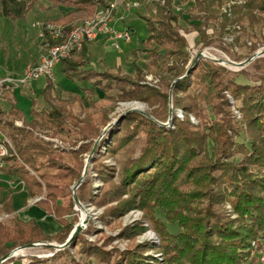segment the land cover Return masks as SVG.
Returning a JSON list of instances; mask_svg holds the SVG:
<instances>
[{
	"label": "trees",
	"instance_id": "obj_1",
	"mask_svg": "<svg viewBox=\"0 0 264 264\" xmlns=\"http://www.w3.org/2000/svg\"><path fill=\"white\" fill-rule=\"evenodd\" d=\"M148 1L151 14L143 19L149 36L132 52L134 74L121 68L95 67L88 52L90 44H85L60 64L66 77L84 84L85 98L77 93H70L67 99L59 97L53 79L47 77L27 118L17 107L14 92H5L12 101L7 109L0 105V126L14 150L1 160L0 172L19 180L30 197L41 198L36 205L51 215L60 229L47 234L36 219L24 221L14 214L12 197H4L7 188L0 181V218L2 214L12 215L10 221H0V260L19 246L66 242L77 221L68 219L74 213L72 204L65 206L58 201L80 178L79 156L92 149L94 140L110 123L107 111L97 114L93 110L99 100H138L159 108L150 112L151 118L138 112L124 117L122 129L107 146L109 155L119 157L118 176L102 156H93L95 169L109 186L99 199L118 202L108 214L118 219L128 210H142L160 238L163 264H257L264 245V67L261 75L250 77L244 71L232 72L201 58L186 77H181L195 59H189L190 47L201 52L232 31L241 33L235 45L243 47L241 40L246 36L252 41L250 54H255L264 45V0H179L177 7L175 0ZM50 2L51 7L67 9L48 20L63 26L67 33L108 5L107 0ZM181 3L192 5L185 9ZM37 5L38 0H0V18H25ZM234 58L240 61L242 57L234 53ZM146 72L161 77L162 91L140 83ZM242 75L249 83L238 81ZM175 80L174 129H169L161 124L169 116V89ZM98 94L103 98H97ZM40 100L46 106L38 110ZM233 106L241 119L235 116ZM178 111H183V119L177 116ZM82 115L85 117L80 119ZM44 134L64 143L89 142L80 150L68 151L54 147L42 137ZM104 144L105 137L97 151ZM116 177L119 182L115 184ZM77 194L81 202L86 201L90 182L83 183ZM158 212L163 219L158 218ZM169 226L178 230L172 232ZM144 231L138 224L124 228L120 237L135 240ZM72 245L101 264H160L146 256L151 248L141 244L123 252H108L93 248L78 236ZM64 254L68 253L25 264H59Z\"/></svg>",
	"mask_w": 264,
	"mask_h": 264
},
{
	"label": "rangeland",
	"instance_id": "obj_2",
	"mask_svg": "<svg viewBox=\"0 0 264 264\" xmlns=\"http://www.w3.org/2000/svg\"><path fill=\"white\" fill-rule=\"evenodd\" d=\"M112 1V0H111ZM129 3L139 2L140 7L133 8L130 11H126L124 9H120L117 12L118 15L123 14L127 17L126 22L120 21L116 24L118 30L129 29L132 33V42L128 43L124 40H119L120 49H116L113 46V42L109 39L101 41L99 43H93L88 46V52L91 56V61L95 67L100 69L106 67L108 69H117L121 68L125 73L134 74L135 67L132 62V52L133 50L142 46V42L146 40L149 36V28L146 21L143 19V16L146 14H151L148 11L147 4L148 0H123ZM179 0H175L176 7L179 6ZM40 5L44 6L46 9L40 7ZM192 3H181L180 6L185 9H189ZM67 9L55 8L51 7L50 0H38V5L34 10L30 11L25 18H20L17 20H12L11 18L1 17L0 18V79L5 76H14L19 78L24 71L30 67V65L34 64L37 59L43 55L44 50L42 47L43 38L40 36L41 25L50 20L58 18L63 13H66ZM116 14V15H117ZM81 23V22H79ZM78 24V23H77ZM76 24V25H77ZM214 29L212 27L209 28V33H213ZM183 35V33H182ZM184 36V35H183ZM241 33H237L236 31H232L231 33H226L222 40L214 45L203 48L202 51L206 52V55L210 58L220 60L217 62L225 66L228 70L232 72H240L244 71L250 77L261 75L264 67V56L259 57L263 59L259 63H255V60L250 64L245 65L244 67L234 66L232 63H240L244 62L248 58L252 56L250 54V46L252 41L247 39L246 36L242 37L241 43L244 44L243 47H239L235 45L234 40L236 37H240ZM190 36L186 34L185 38H189ZM198 40V37H196ZM200 48H191L188 50L189 59L196 57L197 53L200 51ZM259 50H264V45L260 46ZM256 51V52H257ZM234 53L240 55L242 58L240 61H237L234 58ZM257 58V59H259ZM206 59V58H205ZM214 61V60H213ZM190 68V67H189ZM188 68V69H189ZM261 68V69H260ZM188 71V70H187ZM186 71V73H187ZM185 73V74H186ZM54 75V83L58 90L57 95L61 98L67 99L70 93H77L85 98L83 88L84 84L76 82L68 77H66L59 67H56L53 71ZM188 75V74H187ZM186 75V76H187ZM185 75L181 78L186 77ZM238 81L241 83H249V80L244 75L238 78ZM141 84L152 87L156 90L162 91V79L160 76L154 75L152 73L146 72L141 79ZM176 83V82H175ZM172 82L169 89V116L165 123H162V126H165L169 129H174L172 125V114H173V85ZM47 84V77H43L38 81L32 82L28 87L17 89L14 92V101L17 103V107L23 112V114L29 118L31 109H32V101L33 99H39L42 94L45 86ZM89 84H86L88 86ZM6 93H3L1 97V107L7 109L9 107V96L7 98ZM5 97V98H4ZM97 98H103L102 94H98ZM231 104H233V99L230 98ZM136 105V106H135ZM46 104H44L41 100L38 103V110L44 108ZM159 105L151 107L148 103L143 101H126V102H114L109 100H99L98 107L93 110L97 114H101V111L104 110L108 112V118H110V128L107 130L105 135V144L102 146L101 150L97 151V146L101 141V138L98 137L94 140L92 149L79 156L81 162L80 168V178L78 180H74L70 187L68 188V195L64 198H61L58 202H61L63 205L68 206L70 203L72 204L73 214L68 219H76V226L85 221L83 223V228L76 236H80L85 242H87L93 248L104 249L108 252H113L115 249L120 250L121 252L127 250L132 247L134 244H141L145 246H149L151 249L146 251L147 257H154L157 259L160 264L164 262V256L162 252L158 249L161 246L160 238L157 233L152 229L150 222L145 217L142 210L135 208L132 210H128L118 219L109 215V210L116 206L118 202H101L99 196L101 193H104L106 189H109V186L102 180L100 174L95 169L93 156L96 154L97 159L101 156L103 157V162L114 168L116 171V176H118L120 172L119 165V157H113L108 154L107 146L112 143L114 134L122 129V124L124 117L126 114L130 112H138L140 114L150 115V112L154 109H158ZM233 112L237 119H241V114L236 108L233 106ZM177 116L181 119L184 118L183 111H178ZM121 116H123L121 118ZM85 116H80V119ZM148 117V116H146ZM191 120L194 124H198V121L191 117ZM21 126V121L16 123ZM107 125V126H108ZM107 126L103 129V132L107 128ZM102 132V134H103ZM101 134V135H102ZM45 139L54 143V147H58L60 149H65L68 151L71 150H80L84 144L88 143L87 141H80L77 144L62 142L57 138H51L42 135ZM120 157L122 156L119 155ZM1 179H6L7 177L3 173H0ZM12 181L11 184L12 189L15 191H11L10 196L12 197V208L14 212H27L33 208L31 204L33 200H30L29 194L27 191H23V184L17 180ZM90 182V197L81 202L78 198V190L80 186H82L85 182ZM80 183V185L75 189V187ZM119 180L116 177L115 184L118 183ZM23 187V189H22ZM8 194L5 192L4 197ZM74 196L77 197L78 201L74 199ZM124 198H127L125 196ZM36 199H34V203H36ZM41 198H39L40 200ZM99 199V200H98ZM38 200V201H39ZM98 200V201H96ZM36 208V206L34 207ZM38 208V207H37ZM227 209L231 211V206L228 204ZM158 218L163 219V216L157 213ZM1 219L3 221H10L11 217H6L5 214H2ZM54 224V223H52ZM142 224L145 228V231L140 233L135 240L122 239L120 236L122 230L124 228H132L135 225ZM53 227L49 224V232L54 231L56 227ZM60 229V227H59ZM73 229V230H74ZM72 230V232H73ZM169 230L172 232H176L178 229L175 227H170ZM71 232V234H72ZM66 240L67 243L71 237ZM74 237V238H76ZM73 238V239H74ZM71 239L69 243L63 247L58 248L59 246L65 244H59L56 242L49 243H41L45 244L42 246H36L33 248H29L25 251V260L31 263L34 259H47L51 260L55 254H59L60 252L68 253L72 258V261L67 260V255L64 254L63 257L58 261L59 264H101V262L92 256H89L90 253L82 252L79 247H74L72 245ZM53 245V246H50ZM50 246V247H49ZM23 247V246H19ZM157 248V249H156ZM41 255V256H40ZM50 255V256H48ZM23 258H17L11 261L12 264H25V260ZM47 264H52L50 261ZM110 264V263H105Z\"/></svg>",
	"mask_w": 264,
	"mask_h": 264
},
{
	"label": "built area",
	"instance_id": "obj_3",
	"mask_svg": "<svg viewBox=\"0 0 264 264\" xmlns=\"http://www.w3.org/2000/svg\"><path fill=\"white\" fill-rule=\"evenodd\" d=\"M139 6L140 4L138 1L129 3L123 0H112L106 7L100 8L94 16L75 25L69 33L59 24L50 21L44 22L40 29V36L43 38L42 47L44 50L40 61L28 67L19 78L5 76L0 79V105L2 100L1 97L6 91L26 88L32 82L38 81L43 77L54 80V69L60 66L63 60L70 58L74 53L80 52L85 44L97 43L106 38L113 42V46L116 49H120L119 40H124L128 43L132 42V33L129 29L118 30V28H116V14L120 9L130 11ZM119 19L121 21L123 20L122 18ZM183 35L186 36L185 33H183ZM201 52L204 55L203 58L212 60V58L206 55V52ZM213 60L216 61L217 59ZM12 150H14L13 144L4 134L0 126V166L3 165L1 160ZM38 200L39 198L36 199V202ZM5 216L8 217L9 215ZM1 220L0 218V221ZM36 245L42 246L45 244L36 243ZM28 249L29 248L23 247L15 248L0 260V264H12L9 262L10 259H24L26 257L25 251ZM25 263H27V260H25ZM257 264H264V245L259 249Z\"/></svg>",
	"mask_w": 264,
	"mask_h": 264
},
{
	"label": "crops",
	"instance_id": "obj_4",
	"mask_svg": "<svg viewBox=\"0 0 264 264\" xmlns=\"http://www.w3.org/2000/svg\"><path fill=\"white\" fill-rule=\"evenodd\" d=\"M107 1L109 3L111 0H107ZM119 13H120V11H119ZM119 18H122L123 19L122 22H126L127 21V17L126 16H124L123 14H121V15H118L117 14L116 15L115 26H116L117 23H119L121 21ZM104 40H106V38L98 41L97 43H99L101 41H104ZM41 56L37 59V61L34 64H36V63H38L40 61ZM34 64H32V65H34ZM32 65H30V66H32ZM58 67L60 68V66H58ZM13 92H15V91H13ZM0 181H2L1 184H3L4 186H6V188H7L6 193L7 194L10 195L11 194V191H15V190L12 189L13 186H11V184L13 183L12 181H15L13 178L7 177L6 179H1V177H0ZM22 189H23V187H22ZM23 191H26V190L23 189ZM34 199L35 198L30 197V200H33V202L31 203L33 205V208L30 211H27V212H14V214H16L19 218H21L24 221H29L31 219H36L38 221V223L42 226V228L44 229V231L47 234H52V233L58 231L59 230V227H60L59 224L54 220V218L51 215H49L48 213H46L45 211H43L42 209H40L36 205V203H34ZM35 206H36V208H34ZM5 215H8V214H5ZM9 216L12 217V215H9ZM52 223H54V224H52ZM49 224L52 227H53V225H55L54 227H56L54 229V231H52L51 233L48 230L49 229V227H48Z\"/></svg>",
	"mask_w": 264,
	"mask_h": 264
},
{
	"label": "water",
	"instance_id": "obj_5",
	"mask_svg": "<svg viewBox=\"0 0 264 264\" xmlns=\"http://www.w3.org/2000/svg\"><path fill=\"white\" fill-rule=\"evenodd\" d=\"M262 56H264V50H259V51H257L255 54H253L250 58H248L247 60H245L244 62H240V63H232L234 66H238V67H244L245 65H247V64H250L252 61H254L255 59H257V58H259V57H262ZM204 57V55H203V53L202 52H199V53H197V55H196V57H195V59H194V61H193V63L191 64V66H190V68L188 69V71H187V73L185 74V76L189 73V71L191 70V68L201 59V58H203ZM217 62H220V60H216ZM179 79H181V78H179ZM178 79V80H179ZM177 80H175L174 81V83L176 82ZM146 116H148V117H150L151 118V116L150 115H148V114H145ZM123 116H121V118H122ZM112 124H110V125H108L107 126V128L105 129V131L103 132V134L101 135V137H100V139L105 135V133L107 132V130L110 128V126H111ZM80 183L81 182H79V184L75 187V189L80 185ZM74 199L76 200V201H78V199H77V197L76 196H74ZM83 223H85V221H83V222H81V223H79L77 226H76V228L73 230V232H72V234H71V237H70V239H69V241L71 240V239H73L74 237H76L78 234H79V232L82 230V228H83ZM69 241L67 242V243H65V244H63V245H61V246H59L58 248H63V247H65L68 243H69ZM35 246H37L36 244H29V245H25V246H23V248H33V247H35ZM50 246H53V245H50Z\"/></svg>",
	"mask_w": 264,
	"mask_h": 264
},
{
	"label": "bare ground",
	"instance_id": "obj_6",
	"mask_svg": "<svg viewBox=\"0 0 264 264\" xmlns=\"http://www.w3.org/2000/svg\"><path fill=\"white\" fill-rule=\"evenodd\" d=\"M136 106V105H135Z\"/></svg>",
	"mask_w": 264,
	"mask_h": 264
}]
</instances>
